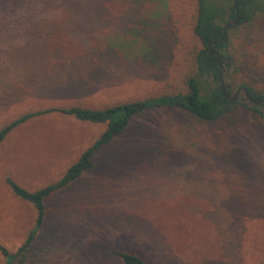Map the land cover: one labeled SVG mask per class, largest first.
Returning <instances> with one entry per match:
<instances>
[{
	"label": "rangeland",
	"instance_id": "1",
	"mask_svg": "<svg viewBox=\"0 0 264 264\" xmlns=\"http://www.w3.org/2000/svg\"><path fill=\"white\" fill-rule=\"evenodd\" d=\"M209 2L223 27L232 0ZM196 16L197 0H0V129L46 109L185 94L201 48ZM222 51L231 111L214 122L165 109L132 119L113 154L45 199L44 226L18 264H120L114 251L146 264H264V105L239 88L264 95V13L230 29ZM105 127L52 112L0 142L9 254L35 211L5 180L28 192L55 183Z\"/></svg>",
	"mask_w": 264,
	"mask_h": 264
},
{
	"label": "trees",
	"instance_id": "2",
	"mask_svg": "<svg viewBox=\"0 0 264 264\" xmlns=\"http://www.w3.org/2000/svg\"><path fill=\"white\" fill-rule=\"evenodd\" d=\"M235 7L238 21L230 26L223 36L221 33L222 27L217 24L222 9L209 2V0H197V16L193 26V34L199 41L201 48L194 59L196 73L186 80L187 92L185 94L159 96L96 110L78 107L46 109L24 114L0 129L1 142L13 128L26 120L52 112L70 116L78 121L95 124L104 123L106 125L92 145L80 154L78 159L65 170L62 177L55 183L34 192H28L9 179L5 180L11 194L31 205L35 211L34 226L15 253L9 254L0 246V255L5 259L6 264L22 263L32 248L36 233L42 230L45 223V199L67 188L81 176L91 171L95 165V160L102 155L113 154L115 142L124 136L132 119L148 111L165 109L190 116L201 122H214L225 117L231 111L235 103L229 101L232 97L230 91L227 87H224V94H222L217 79L219 68L224 69L229 66L230 57L222 51L227 44V32L241 24L248 23L257 12L263 14L264 2L236 0ZM233 15L231 5L226 22L233 20ZM222 39H225V41L221 42ZM209 50L217 53L219 65L216 63L215 56L211 55ZM205 79L216 81L217 85L214 87L208 86ZM245 90L249 102H258L264 99V95L255 94L250 88H245ZM261 105L264 104L261 103ZM250 110L255 112V107L252 106ZM112 254L120 264H146L140 257L130 253L114 251Z\"/></svg>",
	"mask_w": 264,
	"mask_h": 264
},
{
	"label": "water",
	"instance_id": "3",
	"mask_svg": "<svg viewBox=\"0 0 264 264\" xmlns=\"http://www.w3.org/2000/svg\"><path fill=\"white\" fill-rule=\"evenodd\" d=\"M235 1H236V0H233V1H232V8H233V9L235 10V12H236ZM237 21H238L237 14H235L234 20H230V21L226 22V23L224 24V26L222 27V35H225L226 30H227L230 26L236 24ZM221 41L224 42L225 39H223V40H221ZM209 53H210L211 55L215 56V58H216V63L219 65V58H218L217 53L212 52V51H210V50H209ZM219 67H220V66H219ZM221 74H222V70H221L220 73L218 74V84H219V87H220V91H221V93L224 94V84H223V80H222ZM240 91H242V93L247 97V92H246L245 88H240ZM234 99H235V95L232 96V97L229 99V101H233ZM255 104H256V103H255Z\"/></svg>",
	"mask_w": 264,
	"mask_h": 264
},
{
	"label": "flooded vegetation",
	"instance_id": "4",
	"mask_svg": "<svg viewBox=\"0 0 264 264\" xmlns=\"http://www.w3.org/2000/svg\"><path fill=\"white\" fill-rule=\"evenodd\" d=\"M233 1V0H232ZM236 8V7H235ZM233 16L235 17V14H237V10H236V12H235V10L233 9ZM233 17V18H234ZM234 20V19H233ZM221 33H222V31H221ZM224 36V35H223ZM223 40V39H222ZM222 42V41H221ZM222 70V73L224 72V69L223 68H219V72L217 73V79H218V74L220 73V71ZM222 75V74H221ZM234 96V95H233ZM245 96V95H244ZM245 98L247 99V101H250L246 96H245ZM234 101V100H233ZM250 103H252V105H260L261 103H263L264 104V99L263 100H260V101H258V102H250ZM256 103V104H255Z\"/></svg>",
	"mask_w": 264,
	"mask_h": 264
},
{
	"label": "crops",
	"instance_id": "5",
	"mask_svg": "<svg viewBox=\"0 0 264 264\" xmlns=\"http://www.w3.org/2000/svg\"><path fill=\"white\" fill-rule=\"evenodd\" d=\"M88 23H90L91 25H93V23H92V22H90V21H89Z\"/></svg>",
	"mask_w": 264,
	"mask_h": 264
}]
</instances>
